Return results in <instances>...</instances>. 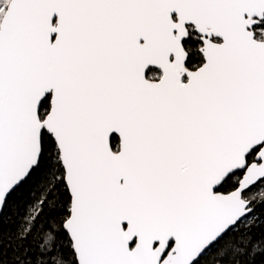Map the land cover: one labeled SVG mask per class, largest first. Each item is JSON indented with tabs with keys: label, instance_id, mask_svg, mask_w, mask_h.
I'll return each mask as SVG.
<instances>
[{
	"label": "snow or ice",
	"instance_id": "1",
	"mask_svg": "<svg viewBox=\"0 0 264 264\" xmlns=\"http://www.w3.org/2000/svg\"><path fill=\"white\" fill-rule=\"evenodd\" d=\"M258 260L264 0H0V264Z\"/></svg>",
	"mask_w": 264,
	"mask_h": 264
},
{
	"label": "trees",
	"instance_id": "2",
	"mask_svg": "<svg viewBox=\"0 0 264 264\" xmlns=\"http://www.w3.org/2000/svg\"><path fill=\"white\" fill-rule=\"evenodd\" d=\"M5 229H8L10 226L9 225H4ZM257 235V238L259 237V233L256 234ZM257 264H260V261L258 260Z\"/></svg>",
	"mask_w": 264,
	"mask_h": 264
}]
</instances>
